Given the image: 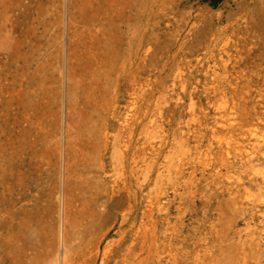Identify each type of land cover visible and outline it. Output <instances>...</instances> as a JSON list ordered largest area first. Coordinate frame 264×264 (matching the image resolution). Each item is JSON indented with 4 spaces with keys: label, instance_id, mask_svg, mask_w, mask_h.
Masks as SVG:
<instances>
[{
    "label": "rangeland",
    "instance_id": "1",
    "mask_svg": "<svg viewBox=\"0 0 264 264\" xmlns=\"http://www.w3.org/2000/svg\"><path fill=\"white\" fill-rule=\"evenodd\" d=\"M263 143L264 0H0V264H264Z\"/></svg>",
    "mask_w": 264,
    "mask_h": 264
},
{
    "label": "bare ground",
    "instance_id": "2",
    "mask_svg": "<svg viewBox=\"0 0 264 264\" xmlns=\"http://www.w3.org/2000/svg\"><path fill=\"white\" fill-rule=\"evenodd\" d=\"M91 24H92V22H91ZM91 94V93H90ZM16 101L17 100H19V98H20V90H18L17 91V93H16ZM89 97V96H88ZM89 99V104H91V101L93 102V104H96V100L95 99H90V98H88ZM104 100V99H103ZM95 102V103H94ZM98 102V101H97ZM98 106V105H97ZM102 106V105H101ZM32 118V117H31ZM33 119V118H32ZM102 130V129H101ZM100 132V131H99ZM251 133H253V132H250V134ZM255 133V132H254ZM254 136H255V134H254ZM254 138V137H253ZM107 139V138H106ZM105 140V139H104ZM103 140V141H104ZM106 142V149L108 148V145H109V143H108V141H105ZM260 143V142H259ZM256 144V143H255ZM264 144V143H263ZM254 145V144H253ZM257 145H258V143H257ZM255 148V147H254ZM262 148V147H261ZM240 152H241V156H242V159H244V155L245 154H247V157H248V169H252L253 168V163H254V161H255V159H254V155L255 154H252V152H246L245 151V145L244 144H242V143H240ZM259 150H261L260 148H259ZM258 150V151H259ZM245 153V154H244ZM257 154V153H256ZM240 155V154H239ZM246 161V160H245ZM247 163V162H246ZM69 168H71V165L69 164V162H68V169ZM104 170V169H103ZM240 181H242V178L240 179ZM260 183V182H259ZM261 186V185H260ZM261 189H264V176H263V179H262V186H261ZM264 198V197H263ZM263 202V201H262ZM254 242V241H253ZM154 243V242H153ZM161 243H162V245H166L165 244V242H164V240L163 241H161ZM257 243V242H256ZM129 250L125 253V260L123 259L122 261H123V264H131V262H132V264H149V261H151L152 260V258L154 257V255L156 256V254L157 255H159V253H160V251L159 252H157V251H155V249H157V248H155V246L153 245V244H151L150 243V241L148 240V239H145V241H144V243H143V245H142V247L140 248V249H131V248H128ZM258 249H259V247H258ZM263 251V250H262ZM134 255L132 258H133V260L132 261H130V255ZM161 255H163V254H161ZM171 255H173V254H171ZM157 257V256H156ZM158 258V257H157ZM171 259H169V260H167V264H175V261H174V257H170ZM162 259L163 258H158V264H163V262H162ZM259 259V258H258ZM262 258H261V256H260V259H259V261L261 260ZM105 261V260H104ZM153 261V260H152ZM156 261V260H155ZM106 263V262H105ZM260 263V262H259Z\"/></svg>",
    "mask_w": 264,
    "mask_h": 264
},
{
    "label": "trees",
    "instance_id": "3",
    "mask_svg": "<svg viewBox=\"0 0 264 264\" xmlns=\"http://www.w3.org/2000/svg\"><path fill=\"white\" fill-rule=\"evenodd\" d=\"M221 1L222 0H209L210 5L214 8H216Z\"/></svg>",
    "mask_w": 264,
    "mask_h": 264
}]
</instances>
